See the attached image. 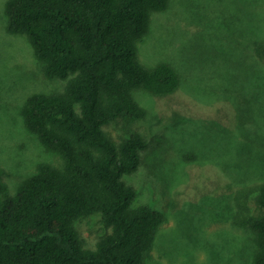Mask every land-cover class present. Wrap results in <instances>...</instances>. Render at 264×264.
Returning a JSON list of instances; mask_svg holds the SVG:
<instances>
[{"label":"rangeland","instance_id":"rangeland-1","mask_svg":"<svg viewBox=\"0 0 264 264\" xmlns=\"http://www.w3.org/2000/svg\"><path fill=\"white\" fill-rule=\"evenodd\" d=\"M0 0V167L9 195L45 162L46 149L23 121L33 93L59 92L65 80L45 79L27 37L7 31ZM264 0H169L151 14L138 42L145 66L165 61L179 75L171 92L132 94L146 110L132 127L147 141L125 183L132 206L162 212L147 264H254V232L240 222L259 214L249 185L264 181ZM263 50V51H262ZM115 141L129 132L121 119L103 126ZM86 247L109 231L96 217L75 222Z\"/></svg>","mask_w":264,"mask_h":264},{"label":"trees","instance_id":"trees-1","mask_svg":"<svg viewBox=\"0 0 264 264\" xmlns=\"http://www.w3.org/2000/svg\"><path fill=\"white\" fill-rule=\"evenodd\" d=\"M168 3L6 1L7 31L27 37L45 79L65 80L61 91L33 93L22 107L26 129L64 164L39 163L13 195L0 167V264H147L164 216L147 204L132 206L135 189L122 177L137 170L147 146L132 127L146 114L132 92L162 95L179 84L170 63L149 67L138 56L151 14ZM118 119L129 135L115 141L103 126ZM245 190L255 191L259 214L240 223L255 235L253 263L264 264V181ZM86 217L109 229L93 247L75 227Z\"/></svg>","mask_w":264,"mask_h":264}]
</instances>
